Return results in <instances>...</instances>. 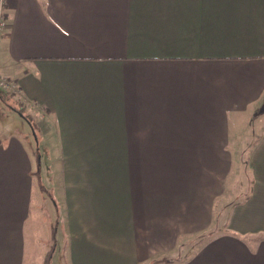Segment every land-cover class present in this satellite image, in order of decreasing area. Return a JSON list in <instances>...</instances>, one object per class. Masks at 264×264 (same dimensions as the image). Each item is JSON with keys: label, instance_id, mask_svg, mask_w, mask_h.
<instances>
[{"label": "crops", "instance_id": "obj_1", "mask_svg": "<svg viewBox=\"0 0 264 264\" xmlns=\"http://www.w3.org/2000/svg\"><path fill=\"white\" fill-rule=\"evenodd\" d=\"M6 14L0 76L18 90L6 106L26 120L9 106L23 104L37 130L26 120L24 140L0 108V264H36L45 240L44 146L118 161L54 184L67 264H158L194 236L171 264H264V0H6ZM243 158L245 196L219 217Z\"/></svg>", "mask_w": 264, "mask_h": 264}, {"label": "rangeland", "instance_id": "obj_2", "mask_svg": "<svg viewBox=\"0 0 264 264\" xmlns=\"http://www.w3.org/2000/svg\"><path fill=\"white\" fill-rule=\"evenodd\" d=\"M0 77L1 80H5L3 76ZM10 102L11 99L0 100V108H5V106ZM3 111L4 113H2L1 118H3L4 114H6V120L4 122L10 127L13 126V128L16 129V133L24 138V140L27 141L30 139L31 137H28L32 132L29 123H27V121L21 118L18 114L14 113L10 108H8V106H6V109H3ZM1 121H3V119H1ZM41 147H43V145H41ZM38 154L41 156V158H38L36 163L37 167H39L36 177L41 179L46 190V192L42 194L43 198L40 201L41 205H39L38 211V216L41 220L39 224L40 233L41 229L43 228L45 236L42 237L45 240L43 241L40 239L41 241L39 243L35 242V253L30 255V260L34 261L36 264H41L43 262L46 264H67L65 256L67 236L64 232V218L62 215L63 211L56 203V199L53 198L55 188L54 184L55 182L65 183L68 179V172L70 168L74 169L75 167L79 166H89V168L93 169L94 171V169L98 167H103L106 165H118V161L52 159L48 157L45 146L41 149V152L39 151ZM176 162H181V160H158L159 172L165 169V164H177ZM231 165V171L224 180V196L217 204L216 212L219 217L220 214L222 215L225 213V206L230 204L227 203L225 199H233L234 201H237L242 199L246 192L245 185H247L249 179V174L247 172V160L244 158L231 160ZM93 177L98 178L100 181L101 177L98 175ZM224 218L225 217H223L222 221H224ZM199 240L200 239L196 236L191 237L189 241H185L187 243H185L186 245L183 252L176 254L175 256L159 257L158 264H171L186 260L195 251Z\"/></svg>", "mask_w": 264, "mask_h": 264}, {"label": "built area", "instance_id": "obj_3", "mask_svg": "<svg viewBox=\"0 0 264 264\" xmlns=\"http://www.w3.org/2000/svg\"><path fill=\"white\" fill-rule=\"evenodd\" d=\"M6 15H7L6 14V0H0V37L4 34V32L6 31L8 27V19ZM0 88L4 92L10 93V94H14L18 91L14 82L10 80L6 81V79L1 80V77H0Z\"/></svg>", "mask_w": 264, "mask_h": 264}, {"label": "trees", "instance_id": "obj_4", "mask_svg": "<svg viewBox=\"0 0 264 264\" xmlns=\"http://www.w3.org/2000/svg\"><path fill=\"white\" fill-rule=\"evenodd\" d=\"M13 96H14L13 94L6 93L0 88L1 99L8 100V99H12ZM9 106L13 107L19 114H23L24 118L31 124L33 130L36 132L37 130L36 124L33 122L32 118L28 114H26V109L23 106V104L14 102V105H9Z\"/></svg>", "mask_w": 264, "mask_h": 264}]
</instances>
